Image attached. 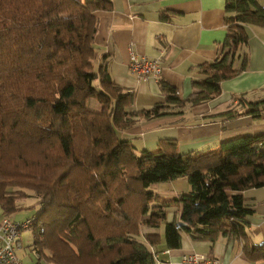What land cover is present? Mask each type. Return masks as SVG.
I'll list each match as a JSON object with an SVG mask.
<instances>
[{
    "label": "trees",
    "instance_id": "16d2710c",
    "mask_svg": "<svg viewBox=\"0 0 264 264\" xmlns=\"http://www.w3.org/2000/svg\"><path fill=\"white\" fill-rule=\"evenodd\" d=\"M109 7L107 0H0V218L19 210V199H34L36 264H156L159 233L140 236V225L158 228L172 203L181 211L164 224L167 248L180 246L182 232L210 241L244 236L250 207L242 191L264 184V136L181 154L174 139L153 152L117 134L139 116L174 115L171 106L216 97L221 81L246 69V25L264 27V7L227 0L226 38L218 57L199 66L190 96L180 99L159 78L163 98L131 112L133 94L111 79L106 57L95 65L94 11ZM262 111L264 98L239 96L214 118ZM178 178L187 191L168 200L155 194L156 184ZM243 248L264 256V241Z\"/></svg>",
    "mask_w": 264,
    "mask_h": 264
},
{
    "label": "crops",
    "instance_id": "0c3cea01",
    "mask_svg": "<svg viewBox=\"0 0 264 264\" xmlns=\"http://www.w3.org/2000/svg\"><path fill=\"white\" fill-rule=\"evenodd\" d=\"M107 1L108 9L94 11L98 20L94 38L95 65H99L105 56L111 79L133 94L132 104L125 108L126 112L151 108L163 98L158 77L174 87L180 99L189 97L194 91L193 80L200 76L199 66L218 57L226 38V18L231 15L225 10L227 0ZM256 1L264 7V0ZM246 33V69L221 81L216 97L195 105L186 102L182 108L171 106L169 111L178 112L174 115L139 116L131 127L118 130V136L129 140L137 150L153 152L158 151V141L174 139L181 154L217 149L222 141L238 136H264V111L259 118L250 114L229 119L214 118L230 104L238 103L239 96L244 102L264 98V27L246 25ZM130 51L147 58L161 57L159 76L138 81L129 68ZM153 189L156 195L168 200L187 191L189 185L185 178H178L158 183ZM242 193L250 212L245 217V235L241 237L219 235L210 241L182 232L180 246L167 248L164 224L180 220L181 206L177 203L165 208V219L158 228L140 225V236L159 233V243L151 247L156 264H179L181 258L191 252L218 258L221 264H264V256L248 257L243 248L247 246L253 250L264 241V184ZM149 217L147 214L144 220ZM25 235L24 231L20 234L21 246L17 249V256L24 264V259H33L31 254L38 257L33 228V241L28 246L31 254L25 245Z\"/></svg>",
    "mask_w": 264,
    "mask_h": 264
},
{
    "label": "built area",
    "instance_id": "2783aa9c",
    "mask_svg": "<svg viewBox=\"0 0 264 264\" xmlns=\"http://www.w3.org/2000/svg\"><path fill=\"white\" fill-rule=\"evenodd\" d=\"M129 68L138 81H144L149 76L158 77L161 71V57L147 58L129 53ZM36 217L29 216L16 221L6 215L0 218V264H24L17 256L21 246L20 234L36 225ZM179 264H221L215 257L197 252L184 255Z\"/></svg>",
    "mask_w": 264,
    "mask_h": 264
},
{
    "label": "rangeland",
    "instance_id": "374dc122",
    "mask_svg": "<svg viewBox=\"0 0 264 264\" xmlns=\"http://www.w3.org/2000/svg\"><path fill=\"white\" fill-rule=\"evenodd\" d=\"M159 79V77H158ZM87 106L89 108H97L98 105H97V102H95V100L93 99H89L88 102H87ZM119 133V132H117ZM34 201V199L32 197H27V198H23V199H19L18 200V203L20 204L21 206V209L17 210L16 212H14L13 214L10 215L11 218H13L14 220L16 221H21L29 216H31V213L35 211V207H30L31 203ZM33 206V205H32ZM25 232V245L27 250H28V246L31 245L32 241H33V235H32V227L28 228V229H25L24 230ZM29 251V250H28ZM30 254H31V251H29ZM20 255V253H19ZM31 257H33V261L30 260V259H24V262L26 264H33L35 262V256H33L31 254Z\"/></svg>",
    "mask_w": 264,
    "mask_h": 264
}]
</instances>
